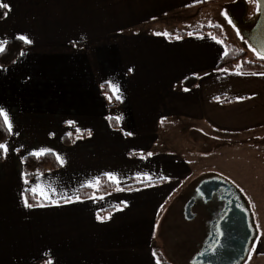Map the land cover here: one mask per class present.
Masks as SVG:
<instances>
[{"label": "crops", "instance_id": "crops-1", "mask_svg": "<svg viewBox=\"0 0 264 264\" xmlns=\"http://www.w3.org/2000/svg\"><path fill=\"white\" fill-rule=\"evenodd\" d=\"M2 2L11 10L0 19V42L24 35L32 43L20 40L18 57L0 65V107L13 129L0 159V264H175L156 240L164 207L194 179L198 160L219 151L168 154L161 128L178 123L190 132L186 142L206 146L208 136L225 141L264 119V102L253 97L264 88V72L240 70L238 62L216 69L224 45L209 32H195L205 25L222 30V22L242 18L246 0ZM180 19L198 26L155 35L165 31L154 27ZM191 75L196 84L182 88ZM103 86L116 99L112 105ZM40 149H49L58 166L26 179L22 158ZM262 153L254 152L257 159ZM260 167L243 180L260 186L255 201L264 196ZM107 174L116 177L113 190L78 196ZM227 177L246 197L234 172ZM37 185L46 197L37 195L42 202L25 207L26 190ZM256 224L258 237L243 264H264V236Z\"/></svg>", "mask_w": 264, "mask_h": 264}, {"label": "rangeland", "instance_id": "rangeland-1", "mask_svg": "<svg viewBox=\"0 0 264 264\" xmlns=\"http://www.w3.org/2000/svg\"><path fill=\"white\" fill-rule=\"evenodd\" d=\"M256 14L257 9L255 0H246V10L242 17V20L246 22L251 21L254 19ZM216 18L217 15L215 17V20H217ZM197 24L198 23L196 22H188L180 19L178 21H174L172 25H163L154 28L165 31L167 33H173L178 30L190 31L191 29L198 26ZM222 24V30L226 40L230 44L234 45L237 49L245 50V58L247 60L256 59L255 52L249 48L244 40L241 39L236 26L233 24L231 25L226 21L222 22ZM240 63L241 62L238 61L239 65ZM254 93L256 94L253 95V97H256L257 99H260L262 102H264V88ZM160 125L161 127H163L164 124L162 123ZM167 127H165L168 129L167 132L165 128H161V133L165 131L164 133H166L165 135L167 137H165L166 139L163 138L160 140L161 142L164 141L162 147L163 149L167 150L166 152L168 154L169 152L171 154H187L188 151L201 152L204 150L208 151V149H215L219 152L213 154V156H210V158L207 157L203 159L201 162L200 160H198L197 167L199 169H197L194 179H192L190 183H186V185H183L184 187L182 186V189L177 193V195L172 200L166 203L163 211V218L156 228V240H158V245L161 247L162 253L169 261H175L173 262L175 264L179 262H181L182 264L189 262L190 256L193 253V250L191 248L188 250V242L190 240L189 238H191L189 228L193 224L190 220H187L184 217L181 207L187 197V188L195 185L198 181H201L209 175L219 174L224 178L229 179L227 177L228 173L234 172V177L237 176L239 178L241 190L244 191V195H247L246 197H244L242 194L243 202L249 208L251 213L250 215L254 220L253 223L255 224L254 226L250 222L254 229L253 236L248 244V251L246 253V256L241 260L239 264L245 263L251 255L254 243L256 242V239L258 237V228L256 224L258 221L260 222V229L262 231V235L264 236V196L257 201H255L254 198L258 195V193L254 191V188H256L257 191L261 188L258 185H253L252 181L249 178V180L243 181L248 172H254L257 170V168L261 170L260 165L264 166V154H260L261 156L259 157V159H257L259 155L254 154V152L256 151H264V119L262 118L259 122H254L251 125L250 123H248V125L246 126V128L248 129L243 127L242 129L246 130H239L236 133V136H230L228 140L226 139L225 141H219L220 139L216 134H214L213 136H208L204 141L207 143L206 146H192L191 144L186 142V136L189 135L190 132L183 125L181 126L178 123L170 122ZM254 156L256 158H254ZM237 177L236 179H238ZM260 193H262V191ZM174 201H177V203H174ZM253 204H256V206ZM253 211H258V219L256 217V220V215H254L255 213H253ZM176 236H178L179 238H175ZM170 250L173 252V255H177L175 257L173 256L175 259H172L171 257H169V255H167L168 251Z\"/></svg>", "mask_w": 264, "mask_h": 264}, {"label": "water", "instance_id": "water-1", "mask_svg": "<svg viewBox=\"0 0 264 264\" xmlns=\"http://www.w3.org/2000/svg\"><path fill=\"white\" fill-rule=\"evenodd\" d=\"M231 20L241 39L255 54L264 51V0H261V7L253 20L246 22L239 16H233ZM221 184H224L222 179L204 178L197 188L208 200L211 193ZM184 216L187 219L193 218L191 200L184 207ZM218 226L219 235L214 245L203 252V264H239L245 258L253 236L247 211L239 205H231L219 220Z\"/></svg>", "mask_w": 264, "mask_h": 264}, {"label": "trees", "instance_id": "trees-1", "mask_svg": "<svg viewBox=\"0 0 264 264\" xmlns=\"http://www.w3.org/2000/svg\"><path fill=\"white\" fill-rule=\"evenodd\" d=\"M4 16V9L0 8V19ZM195 32L205 33L209 32L215 37H217L220 41H222V44L225 48V53L227 55H223L222 59L219 61V63L216 65V69H233L235 62H241L238 69L244 70V71H255V72H264V59H260L256 55V59L253 60H247L246 52L245 50L237 49L234 45L230 44L221 28L218 25H205L202 26L200 29L196 30ZM184 33H180V35H183ZM81 43H77L78 46H80ZM24 43H22L18 39H11L9 40L5 47L4 51L0 53V65H10L14 62V60L18 57V54L23 47ZM197 82V77L195 75L188 76L187 78L183 79L180 83V86L182 88H190L193 87ZM105 92L108 93V95L111 97L112 102H110V105H112L116 99L111 95L108 87L103 86L102 88ZM110 122L113 126H115V122L112 118H110ZM0 125H2V118H0ZM75 133H71L69 135H64L63 137V143L64 144H70L73 136ZM9 133L4 130L2 127H0V143H4V141L8 138ZM3 156H0V159H2ZM58 166V163L54 157V154L52 152H47L46 154L40 156L39 158L32 156V155H25L22 158V167L24 176L26 179H30L36 171L43 172L47 169L56 168ZM116 187L115 183L110 180L107 176L101 175L98 179V183L95 188L91 187H81L79 189L78 196L79 197H86L90 195H99L102 193L109 192L113 190ZM26 200L28 203H41L42 200L37 196L34 195L30 190H26L25 192ZM245 205V204H244ZM245 209L248 213L249 222L253 223L254 220L251 217V213L249 208L245 205ZM110 210V208L106 209V211ZM250 226L253 229V226ZM254 232V231H253ZM161 258V257H160ZM162 262L165 263L163 260Z\"/></svg>", "mask_w": 264, "mask_h": 264}, {"label": "flooded vegetation", "instance_id": "flooded-vegetation-1", "mask_svg": "<svg viewBox=\"0 0 264 264\" xmlns=\"http://www.w3.org/2000/svg\"><path fill=\"white\" fill-rule=\"evenodd\" d=\"M211 177L222 179L224 184L219 185L208 200L198 190L197 185L200 182L198 181L195 185L187 188V197L181 205L184 214V207L191 200L193 218L190 221L193 225L189 228L191 238H189L188 250L191 248L193 253L188 264H203V252L214 245L219 235L218 222L231 205H239L245 209L242 193L233 182L219 174L209 175L206 178ZM168 253L174 257L177 256L173 255L171 250Z\"/></svg>", "mask_w": 264, "mask_h": 264}, {"label": "snow or ice", "instance_id": "snow-or-ice-1", "mask_svg": "<svg viewBox=\"0 0 264 264\" xmlns=\"http://www.w3.org/2000/svg\"><path fill=\"white\" fill-rule=\"evenodd\" d=\"M197 2H201V0H197ZM255 5H256L257 11H259V9L261 7V0H255ZM0 8L6 10L5 13H4L5 16L7 15V12H9L11 10L9 4L2 2V0H0ZM221 14L224 15L225 18L227 19V14L226 13H221ZM228 22L231 24V21L230 20ZM155 35H158V36L159 35H163V36L167 37L169 34L167 32H165V33H155ZM189 35L191 36V35H193V33L190 32ZM17 39L23 41L25 44H31L32 43V41L27 36H24V35L18 36ZM212 39H216V38L215 37H212ZM5 43L6 42H0V53H2L4 51V44ZM217 43H222V41L217 40ZM225 55H227V53H225ZM256 55L260 59H264V51H258V52H256ZM129 71H132V70L129 69ZM225 71H227V70H225ZM236 74L237 75H243L242 72H236ZM253 75H255V73H253ZM262 75H264V74H262ZM108 87L113 92V95H115L116 99H118V100L121 99V97L118 95L119 89L114 84H112L111 82H108ZM185 90L187 91V89H185ZM109 99H111V97H109ZM0 118H2V125H0V127H2L9 134H11L12 131H13L12 124H11V121L9 119L8 113L2 107H0ZM68 123L69 124H72L73 122L72 121H69ZM161 123H163V120L161 121ZM90 134H91V132L89 131V135ZM126 135H131V133H126ZM49 151H50L49 149H40L39 151L30 153V155L39 158L40 156L46 154ZM7 152H8V146H7V144L6 143H0V156H6ZM148 155L151 156L152 153H148ZM57 159L58 160L60 159L59 156L57 157ZM107 175H108V177H109L110 180H113V181L116 180V177L113 174H107ZM144 175H145V178H148L147 177V174H144ZM27 182L28 181L25 180V183H27ZM88 186L91 187L92 184L89 183ZM30 191L34 195H39L41 197H46V194H47V190L44 189V188H42L39 185H37L36 187L30 189ZM67 202H71V200H69ZM32 206L33 205H31L27 201H25V207H32ZM40 206H43V205H40ZM125 206H127V205H125ZM48 264H52V261H48ZM157 264H159V261L157 262Z\"/></svg>", "mask_w": 264, "mask_h": 264}]
</instances>
